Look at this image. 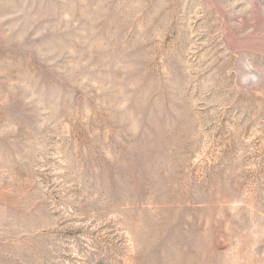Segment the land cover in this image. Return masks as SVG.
Instances as JSON below:
<instances>
[{
    "label": "rangeland",
    "instance_id": "obj_1",
    "mask_svg": "<svg viewBox=\"0 0 264 264\" xmlns=\"http://www.w3.org/2000/svg\"><path fill=\"white\" fill-rule=\"evenodd\" d=\"M0 264H264V0H0Z\"/></svg>",
    "mask_w": 264,
    "mask_h": 264
}]
</instances>
